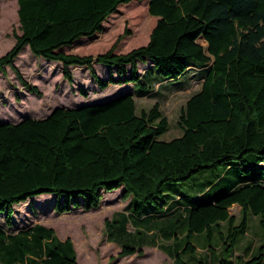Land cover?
<instances>
[{"label": "trees", "instance_id": "obj_1", "mask_svg": "<svg viewBox=\"0 0 264 264\" xmlns=\"http://www.w3.org/2000/svg\"><path fill=\"white\" fill-rule=\"evenodd\" d=\"M128 1L17 0L20 32L0 55V71L9 65L29 91L39 92L14 64L28 46L36 55L60 61L70 83L69 67L80 66L89 70L92 90L136 84L143 95L152 91L141 78L140 61L150 62L147 70L160 77L155 82L176 79L194 65L193 70L203 69V78L180 109L181 135L159 138L168 128L159 103L136 112L131 90L73 107L58 105L43 117L0 121V211L5 222L12 223L13 204L30 196L51 194L47 208L63 213L73 206L98 207L107 200L106 193L121 188L129 203L134 198L139 202L105 224L124 254L146 242L137 235L145 228L174 237L172 246L162 247L176 264H264V241L255 254L238 262L206 257L192 263L182 257L195 251V233L205 232L206 246H211L218 232L224 248H232L246 231L250 213L258 215L264 237V178L259 172L164 206L156 200L164 183L184 181L204 169L229 170L236 160L248 161L247 168L264 166V0H148L155 23L145 43L117 52L119 35L109 49L96 54L64 49L97 36L106 19ZM98 63L109 66L104 74L95 69ZM77 91L88 95L82 85ZM225 177L220 175L212 187ZM148 201L161 207L159 213L138 215L135 210ZM234 203L240 207L239 218L229 212ZM175 213L186 223L180 234L174 232L178 219L153 226L156 216ZM133 219L150 220L133 224L132 232L126 224ZM0 264L79 263L70 238L60 239L51 227L36 222L15 232L0 226Z\"/></svg>", "mask_w": 264, "mask_h": 264}, {"label": "rangeland", "instance_id": "obj_2", "mask_svg": "<svg viewBox=\"0 0 264 264\" xmlns=\"http://www.w3.org/2000/svg\"><path fill=\"white\" fill-rule=\"evenodd\" d=\"M147 3L148 0H131L122 3L106 19L105 28L101 33L91 40L75 42L64 49L81 54H96L109 49L119 35V41L114 47L117 52H124L145 43L155 23V17L148 12ZM19 32L17 0H0V55L14 44L15 33ZM199 41L205 44L201 37ZM140 63L141 78L150 85L149 88L152 91L149 94L138 95L139 87L136 84H114L104 90H92L94 80L86 67L70 66L69 69L73 74V81L70 83L63 76L60 61L36 55L28 46H25L16 56L14 64L20 75L30 84L36 86L39 92L29 91L20 82L11 67L6 65V71H0V121H18L26 116L43 117L58 105L73 107L104 100L116 93L131 90L135 97L136 112H139L141 108L149 109L155 102L159 103V108L168 121L167 130L160 134L159 138L170 139L181 135L182 128L178 123L180 109L187 98L199 89L203 78V69L194 68L193 70L195 66L190 65L176 79L155 82L160 77L147 70L150 62L140 61ZM94 67L98 72L104 74L109 66L98 63ZM79 85L87 89V96L77 91ZM248 164V161L236 160L232 162L229 170L219 166L216 169H204L184 181L166 182L162 193L156 197V200L164 206L173 199L196 197L209 187H211L209 193L214 192L245 177H253L257 175V172L264 178V166L247 168ZM223 174H226L227 178H223L219 185L212 187V184ZM105 196L109 200L108 204L102 202L99 208L92 207L89 210H84L81 207L73 206L74 209L63 213L54 208L49 211L47 208L54 198L51 194L30 196L13 204L11 225H8L4 220L5 212L0 211V226L5 228L6 232H15L36 222L49 226L58 238L71 239L79 264H176L173 256L162 247V245L172 246L174 237L167 239L155 230L146 231L143 227L144 232L141 230L142 232L137 235L147 243L136 245L137 248L134 252L124 254L122 244L108 234L105 219L111 220L116 218L118 213L133 211L134 205L139 201L134 198L129 203L131 198L124 199L121 196V188L106 193ZM150 210L159 213L161 207H157L153 201H148L141 203L135 211H138V215H143ZM162 211L164 213L165 209ZM229 212L239 218V205L232 204L229 207ZM176 219L178 222L174 224V232L180 234L185 230L186 223L179 213L156 216L157 222L153 226L167 225ZM149 220H130L126 224V229L134 232L133 224L147 225ZM222 229L227 231L225 226ZM153 236L155 237L153 238ZM192 241L196 246L195 251L182 253V257L188 262L193 263L197 259L206 257L209 261L225 257L238 262L240 257L245 258L255 254L258 245L264 241V237L258 215L250 213L246 231L239 234L237 241L230 249L224 248V243L218 232H214L209 243L211 246H206L205 232L195 233Z\"/></svg>", "mask_w": 264, "mask_h": 264}, {"label": "crops", "instance_id": "obj_3", "mask_svg": "<svg viewBox=\"0 0 264 264\" xmlns=\"http://www.w3.org/2000/svg\"><path fill=\"white\" fill-rule=\"evenodd\" d=\"M89 40H91V39H89ZM112 85H114V84H112ZM107 88H108V87H107ZM105 89H106V88H105ZM103 90H104V89H103ZM108 201H109V200L107 199V200L105 201V203L108 204ZM99 206H101V205H99ZM99 206H98L97 208H99Z\"/></svg>", "mask_w": 264, "mask_h": 264}]
</instances>
